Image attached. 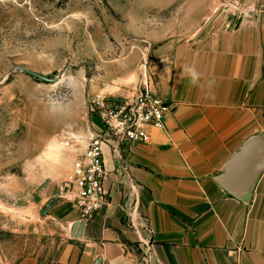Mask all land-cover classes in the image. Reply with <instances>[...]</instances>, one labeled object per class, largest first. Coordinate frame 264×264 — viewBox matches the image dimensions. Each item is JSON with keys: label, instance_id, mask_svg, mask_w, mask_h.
Returning a JSON list of instances; mask_svg holds the SVG:
<instances>
[{"label": "rangeland", "instance_id": "1", "mask_svg": "<svg viewBox=\"0 0 264 264\" xmlns=\"http://www.w3.org/2000/svg\"><path fill=\"white\" fill-rule=\"evenodd\" d=\"M261 1L0 0V264L77 258L55 206L73 203L77 147L98 124L90 102L132 99L144 74L158 89L162 48L254 17Z\"/></svg>", "mask_w": 264, "mask_h": 264}, {"label": "crops", "instance_id": "2", "mask_svg": "<svg viewBox=\"0 0 264 264\" xmlns=\"http://www.w3.org/2000/svg\"><path fill=\"white\" fill-rule=\"evenodd\" d=\"M158 57V91L171 105L165 129L124 155L128 180L104 149L112 202L93 221L57 202L80 253L56 264H264V170L247 201L220 184L246 141L264 136V23L233 21Z\"/></svg>", "mask_w": 264, "mask_h": 264}, {"label": "built area", "instance_id": "3", "mask_svg": "<svg viewBox=\"0 0 264 264\" xmlns=\"http://www.w3.org/2000/svg\"><path fill=\"white\" fill-rule=\"evenodd\" d=\"M258 21L264 23V0L255 13ZM96 113L98 124L90 128L83 152L77 147V158L66 186L72 194V201L79 210L83 224L93 221L112 202L106 181L111 174L105 164L104 149L109 148L118 158L115 174L122 180L130 179V168L124 155L136 144L151 141L150 130H164L171 105L159 93L152 76L144 74L141 88L132 99L97 97L89 104ZM73 140L67 139L65 146L72 148Z\"/></svg>", "mask_w": 264, "mask_h": 264}, {"label": "water", "instance_id": "4", "mask_svg": "<svg viewBox=\"0 0 264 264\" xmlns=\"http://www.w3.org/2000/svg\"><path fill=\"white\" fill-rule=\"evenodd\" d=\"M254 85L261 74L263 52L259 48ZM264 170V136L246 141L240 153L235 156L220 184L234 198L247 201L254 189L256 180Z\"/></svg>", "mask_w": 264, "mask_h": 264}, {"label": "bare ground", "instance_id": "5", "mask_svg": "<svg viewBox=\"0 0 264 264\" xmlns=\"http://www.w3.org/2000/svg\"><path fill=\"white\" fill-rule=\"evenodd\" d=\"M60 145H55L51 147L50 157L52 159H55L56 157L60 156V150H62V147Z\"/></svg>", "mask_w": 264, "mask_h": 264}, {"label": "clouds", "instance_id": "6", "mask_svg": "<svg viewBox=\"0 0 264 264\" xmlns=\"http://www.w3.org/2000/svg\"><path fill=\"white\" fill-rule=\"evenodd\" d=\"M194 78H195V74H193Z\"/></svg>", "mask_w": 264, "mask_h": 264}]
</instances>
